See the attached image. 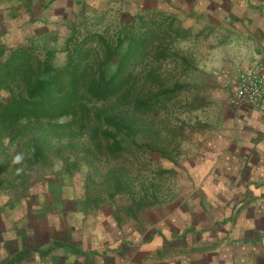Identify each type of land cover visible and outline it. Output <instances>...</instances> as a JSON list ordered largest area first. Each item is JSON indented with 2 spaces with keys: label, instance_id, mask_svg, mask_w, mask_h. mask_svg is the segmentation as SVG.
<instances>
[{
  "label": "crops",
  "instance_id": "crops-1",
  "mask_svg": "<svg viewBox=\"0 0 264 264\" xmlns=\"http://www.w3.org/2000/svg\"><path fill=\"white\" fill-rule=\"evenodd\" d=\"M54 2L57 20L69 16L74 26L106 14L119 24L143 12L172 19L185 33L179 39L202 46L204 84L225 93H211L219 105L204 148L176 167L174 201L151 207L142 223L112 208L50 223L25 208L28 222L18 226L0 205V264H264V114L230 102L239 73L264 53V0ZM29 21H14L0 45L25 44L21 38L35 33Z\"/></svg>",
  "mask_w": 264,
  "mask_h": 264
},
{
  "label": "rangeland",
  "instance_id": "rangeland-1",
  "mask_svg": "<svg viewBox=\"0 0 264 264\" xmlns=\"http://www.w3.org/2000/svg\"><path fill=\"white\" fill-rule=\"evenodd\" d=\"M59 2L31 0L30 11L35 15L32 21L38 20L28 29L35 33L19 41L26 45L33 41L31 44L40 51L46 48L55 50L58 62L65 59L63 44L74 29L108 33L107 36L111 37L119 28L130 21H137L140 16H154L143 12L119 24L115 16L106 14L99 20L92 16L85 25L80 22L79 26H70L67 21L69 16L64 15L62 20H57V16L53 15L60 8ZM23 5L20 0L0 1V42L4 41L5 37L2 36L12 29L14 21L19 23L30 18ZM57 15L60 16L59 12ZM135 24L139 26V22ZM164 54L165 58L161 61L154 62L147 58L136 66V73L142 79L139 83L142 89L138 90H143L146 74L150 70H154L167 87L177 82L188 84L184 75H189L187 81L190 84L168 102L165 107L167 111L136 119L132 132L134 141L128 137L126 144L131 148L123 152L120 158L109 160L101 150H96L89 139L88 129H79L71 117L51 123L24 122L17 129L18 138L4 136L2 141L6 152L0 153V159L7 165L6 172L0 176V205L5 208L3 215L13 216L12 223L18 226L22 221L23 225L28 222L29 214L36 210L39 216L51 223L54 215H75L76 211L86 210L96 216L101 210L112 208L115 217L120 214L126 217L134 212L142 223L148 219L151 207L154 209L157 205H168L174 201L179 189L176 181L179 168L176 170V167H180L188 153L204 148L205 137L210 134L208 130L213 128V111L219 105L211 93L225 92L211 91L204 84L207 75L199 65L204 55L197 39H177L165 47ZM173 55L186 58L193 69L183 71L181 58ZM146 92H143L144 95ZM5 96L8 97L7 94ZM114 108V105H110L105 110ZM40 135L50 136L51 145L45 158L30 166L27 163V144ZM90 149L95 153L89 152ZM17 154H23L19 163L14 162ZM112 172L121 180V188L110 179ZM25 208H28L27 218L22 217L27 211Z\"/></svg>",
  "mask_w": 264,
  "mask_h": 264
},
{
  "label": "trees",
  "instance_id": "trees-1",
  "mask_svg": "<svg viewBox=\"0 0 264 264\" xmlns=\"http://www.w3.org/2000/svg\"><path fill=\"white\" fill-rule=\"evenodd\" d=\"M20 1L30 13L28 23L34 25L38 19L32 21L35 15L30 11L31 0ZM182 33L185 35L172 19L163 16H140L111 37L108 33L74 29L64 41L62 62L56 59L55 50L40 51L31 44L33 41L9 49L0 45V153L6 152L3 137L18 138L17 129L22 123H51L71 117L79 129H88L96 150H101L109 160L120 158L131 148L126 144L128 137L134 141L136 119L166 110L168 102L190 84L189 75H184L188 84L177 82L167 87L150 70L143 90H138L142 89V79L136 66L147 58L154 62L164 59L165 47L182 37ZM181 60L183 71L193 69L186 58ZM110 105L115 108L105 110ZM50 138L40 135L28 142V165L34 166L45 158ZM6 169L0 159V176ZM109 175L121 188L122 182L115 173Z\"/></svg>",
  "mask_w": 264,
  "mask_h": 264
},
{
  "label": "built area",
  "instance_id": "built-area-1",
  "mask_svg": "<svg viewBox=\"0 0 264 264\" xmlns=\"http://www.w3.org/2000/svg\"><path fill=\"white\" fill-rule=\"evenodd\" d=\"M230 102L235 107L252 108L264 114V53L239 73Z\"/></svg>",
  "mask_w": 264,
  "mask_h": 264
},
{
  "label": "clouds",
  "instance_id": "clouds-1",
  "mask_svg": "<svg viewBox=\"0 0 264 264\" xmlns=\"http://www.w3.org/2000/svg\"><path fill=\"white\" fill-rule=\"evenodd\" d=\"M23 159V154H17L15 157H14V162L15 163H19L21 162Z\"/></svg>",
  "mask_w": 264,
  "mask_h": 264
}]
</instances>
